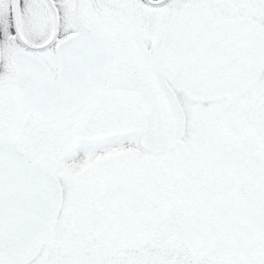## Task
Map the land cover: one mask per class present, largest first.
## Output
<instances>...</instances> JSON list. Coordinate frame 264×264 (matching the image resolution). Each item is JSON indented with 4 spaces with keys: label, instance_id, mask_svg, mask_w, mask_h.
Wrapping results in <instances>:
<instances>
[{
    "label": "snow or ice",
    "instance_id": "obj_1",
    "mask_svg": "<svg viewBox=\"0 0 264 264\" xmlns=\"http://www.w3.org/2000/svg\"><path fill=\"white\" fill-rule=\"evenodd\" d=\"M0 264H264V0H0Z\"/></svg>",
    "mask_w": 264,
    "mask_h": 264
}]
</instances>
